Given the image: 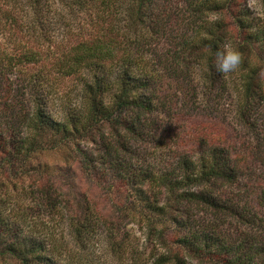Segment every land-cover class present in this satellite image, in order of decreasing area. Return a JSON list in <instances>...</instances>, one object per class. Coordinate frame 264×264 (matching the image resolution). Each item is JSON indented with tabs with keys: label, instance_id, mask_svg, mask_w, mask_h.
Masks as SVG:
<instances>
[{
	"label": "trees",
	"instance_id": "trees-1",
	"mask_svg": "<svg viewBox=\"0 0 264 264\" xmlns=\"http://www.w3.org/2000/svg\"><path fill=\"white\" fill-rule=\"evenodd\" d=\"M13 1L0 5L11 31L0 42V258L70 264L68 243L38 230L40 213H12L11 192L37 195L50 212L67 208L79 244L104 221L82 182L104 191L121 223H143L164 249L152 264H264V153L228 125L196 119L230 91L232 72L216 65L231 46L242 57L239 120L255 126L264 0L260 17L248 0H71L68 13L90 22L69 47L56 43L65 15L46 28L48 0ZM59 78L79 80L78 101L64 102ZM135 143L162 148V159L150 162ZM60 154L67 166L50 162Z\"/></svg>",
	"mask_w": 264,
	"mask_h": 264
},
{
	"label": "rangeland",
	"instance_id": "rangeland-1",
	"mask_svg": "<svg viewBox=\"0 0 264 264\" xmlns=\"http://www.w3.org/2000/svg\"><path fill=\"white\" fill-rule=\"evenodd\" d=\"M70 1L71 0H48V4L50 5L49 8H51L50 10L52 14L50 12L46 19V22L48 23L46 28L52 30L56 28L54 23L55 20H59L60 17H64V15L66 16L62 28L57 30L55 34L58 36V41H56V43L64 42L61 44H66L68 47L85 34V31L87 30L83 27L89 26L87 23L90 22L89 15L84 12H74L73 14L68 13L67 8ZM248 3L259 17L262 16V4L260 0H248ZM0 5L4 6L5 8L11 7L14 6V1L0 0ZM16 11L19 12V9ZM1 21L5 22L6 18L2 17V14L0 13V22ZM65 24H69L68 27L65 28ZM8 36H11V31H9L8 28L0 25V42H7L6 38ZM8 41L12 42L11 40ZM49 43L50 42L47 41L46 45H49ZM43 44L45 45V42H43ZM43 44H41V47H43ZM234 49L236 50V48ZM253 63H257L256 65L259 64L264 69V65H261L260 61L255 57H253ZM238 69L232 71L233 81L231 83L230 91L223 100L217 102L215 105L217 110L212 111L211 115H198L196 119L199 121L211 122L213 124L219 125L220 127H226V125H228L230 128L229 130H233L235 134L239 133L243 137L246 135L249 139V143H251L252 146L257 144V146L260 148L258 151L264 153V99L260 102V104H257L259 105V111L255 116V126L253 128H248L242 125L238 115V109L240 108L239 89L241 88V84L235 83L240 80L241 72L237 71ZM201 87L203 86L201 85ZM79 88L80 83L77 78H59L57 82V91H59V93L64 91L69 92V94L65 95L64 102L66 100L69 101L70 104L74 101H78L77 96ZM208 101V98L202 95L201 102L204 106H206V104L208 105ZM64 102L59 98L57 101H55V104L57 103L58 105L56 108L57 114H61V112H63L62 109L64 108ZM110 135L112 137V134ZM134 145L140 146V150L149 156L148 160L150 162H156L162 159L160 156V152L163 150L162 148H156L152 143H135ZM88 146L92 147V145ZM97 148H101V144H98ZM153 152H156L157 154H153ZM49 160L50 162L59 164L61 166H67L68 163L66 157L63 154L52 155ZM73 164L76 165L75 162ZM255 166H257L258 170L261 171L260 162H257ZM247 181V179H244L243 184L247 183ZM80 184H78L80 189H84L90 194L91 197L97 199V205H99L101 218H104V221L101 222V225L96 228L97 233H95L88 241L84 243L77 244L70 234V222L66 216V214H69L68 209L63 207L59 212H50L40 204L37 195H28L25 192L21 193L17 190L12 191V204L10 205L11 208H13L12 213H40V220H42V222H46V225L43 224L44 227L39 225L38 230L43 231V229H45L43 233L48 232V229L56 231L58 237L62 241L68 243L70 253H66L65 255L68 258L70 264H152L154 258L164 252V249L159 247L155 241L148 239L149 233L147 228L143 225V223L138 221V219H135L136 221H131L130 219L124 221L123 223L118 220L120 215L117 213V209L113 202L108 200L107 195L103 190L95 188L90 183L80 182ZM75 196L76 195H73L71 197L72 201L74 200ZM120 224H122V233H120V235H124L125 239L123 249L119 251L113 246L112 240L115 238V236L112 234L111 230L115 228L120 229ZM0 264L19 263L16 260L6 256L0 258ZM194 264L201 263L194 261Z\"/></svg>",
	"mask_w": 264,
	"mask_h": 264
},
{
	"label": "clouds",
	"instance_id": "clouds-1",
	"mask_svg": "<svg viewBox=\"0 0 264 264\" xmlns=\"http://www.w3.org/2000/svg\"><path fill=\"white\" fill-rule=\"evenodd\" d=\"M241 54L238 50L225 48L217 53V70L221 73L235 71L241 63Z\"/></svg>",
	"mask_w": 264,
	"mask_h": 264
}]
</instances>
